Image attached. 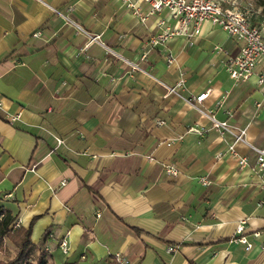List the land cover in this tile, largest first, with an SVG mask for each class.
<instances>
[{"label":"crops","instance_id":"crops-1","mask_svg":"<svg viewBox=\"0 0 264 264\" xmlns=\"http://www.w3.org/2000/svg\"><path fill=\"white\" fill-rule=\"evenodd\" d=\"M128 2L147 9L140 0H0V204L19 225L32 221L33 243L48 232L50 264H109L117 252L130 264H264L255 154L238 144L247 158L240 167L227 153L229 138L191 106L209 90L200 108L264 144L256 76L233 82L225 56L213 51L219 45L235 55L239 42L204 22L192 44L175 37L150 48L167 14L141 22ZM53 9L99 35L114 55L97 42L85 48L86 36ZM253 23L264 36V19ZM124 60L139 70L129 72ZM180 79L179 95L166 94L162 84ZM192 126L204 131L188 132ZM162 162L180 174L167 177ZM240 222L250 249L236 241Z\"/></svg>","mask_w":264,"mask_h":264},{"label":"built area","instance_id":"built-area-1","mask_svg":"<svg viewBox=\"0 0 264 264\" xmlns=\"http://www.w3.org/2000/svg\"><path fill=\"white\" fill-rule=\"evenodd\" d=\"M145 4L146 10H142L140 7H136L133 3H127L128 8L132 11L134 16L144 22L150 16L159 14L162 11L166 12V17L157 20V31L150 36L147 41V45L150 48L163 46L165 43L175 37H182L191 40L200 34L201 26L204 22H210L211 24L218 26L225 32L228 38H232L239 42V50L235 55L229 54L221 46L215 45L213 51L221 53L225 56L224 70L230 79L235 83L245 82L252 76H256V84L258 89L261 91L262 103H264V72H256V67L261 62H264V36L257 25L251 22L247 12L238 7L236 0H140ZM54 12L58 13L65 22L74 25L80 32H82L86 38L87 48L91 43L97 42L103 46V49L112 55L114 53L108 49L103 42L100 41L99 35H90L88 32L80 28L74 21L69 19L67 16L62 15L57 10L53 9ZM38 33H36L37 35ZM148 54V50H144L141 53L140 59H144ZM168 63L173 61L171 56L167 57ZM124 63L129 68V72L139 70L138 65L124 60ZM165 88L166 94L179 95L178 91L184 87V80L180 79L172 86L162 84ZM209 90L194 97V101L191 106L200 115L206 117L211 127L218 133L220 138H229L226 143L227 153L236 155L238 164L240 167L247 165V158L245 156H238L236 153V146L243 144L247 146L255 154V164L252 167L253 173L262 179L261 183L264 186V144L260 147L252 145L246 139V127H238L234 124L225 120L216 119L211 112L205 111L199 107L202 100L207 97ZM261 103L257 104L260 106ZM1 108V103H0ZM227 116H231L230 111H225ZM19 113L15 115L7 116L9 122H13L19 118ZM163 121H158V124H162ZM188 132L202 134L204 131L198 126H192L187 129ZM175 140L166 142L167 146L174 144ZM222 152L215 154L216 159H220L223 156ZM150 160V158H149ZM152 160V159H151ZM164 174L169 178L177 177L180 174L179 168L168 162L160 163ZM201 184H210L206 177H201ZM5 198V196H3ZM244 222H240L236 226L237 234H240L236 238V241L245 245L247 249H250L252 244L242 235L244 229ZM14 226H19V220L14 222ZM58 249L64 255L68 254L69 247L66 240L62 239L58 243ZM168 252L174 251L173 247L167 248ZM109 264H130L127 257H124L120 253L113 254V262Z\"/></svg>","mask_w":264,"mask_h":264},{"label":"trees","instance_id":"trees-1","mask_svg":"<svg viewBox=\"0 0 264 264\" xmlns=\"http://www.w3.org/2000/svg\"><path fill=\"white\" fill-rule=\"evenodd\" d=\"M4 201L0 195V203ZM16 214L0 204V253L7 247L12 249V255L0 258V264H50L49 252L44 247L48 240V232L37 243L31 240L32 221L27 227L14 226Z\"/></svg>","mask_w":264,"mask_h":264},{"label":"rangeland","instance_id":"rangeland-1","mask_svg":"<svg viewBox=\"0 0 264 264\" xmlns=\"http://www.w3.org/2000/svg\"><path fill=\"white\" fill-rule=\"evenodd\" d=\"M238 2V7L242 10H249L251 14V22H257L258 20L264 19V0H236ZM9 243L6 244L5 251L0 253V258L8 257L12 255V249L7 247Z\"/></svg>","mask_w":264,"mask_h":264}]
</instances>
